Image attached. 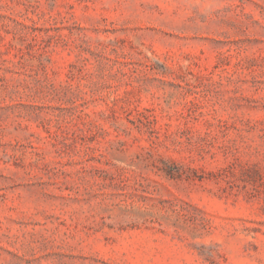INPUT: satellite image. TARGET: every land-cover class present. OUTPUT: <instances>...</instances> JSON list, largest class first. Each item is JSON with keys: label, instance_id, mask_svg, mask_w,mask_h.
Here are the masks:
<instances>
[{"label": "rangeland", "instance_id": "374dc122", "mask_svg": "<svg viewBox=\"0 0 264 264\" xmlns=\"http://www.w3.org/2000/svg\"><path fill=\"white\" fill-rule=\"evenodd\" d=\"M0 264H264V0H0Z\"/></svg>", "mask_w": 264, "mask_h": 264}]
</instances>
